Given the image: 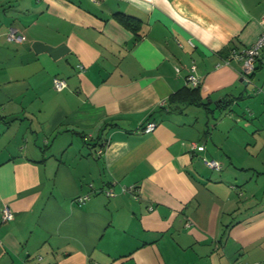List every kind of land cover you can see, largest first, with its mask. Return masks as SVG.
Here are the masks:
<instances>
[{"label":"crops","instance_id":"1","mask_svg":"<svg viewBox=\"0 0 264 264\" xmlns=\"http://www.w3.org/2000/svg\"><path fill=\"white\" fill-rule=\"evenodd\" d=\"M262 19L264 0H0V264H264V50L250 80L229 57ZM192 65L206 105L169 103Z\"/></svg>","mask_w":264,"mask_h":264},{"label":"built area","instance_id":"2","mask_svg":"<svg viewBox=\"0 0 264 264\" xmlns=\"http://www.w3.org/2000/svg\"><path fill=\"white\" fill-rule=\"evenodd\" d=\"M262 25H264V19L261 20ZM7 37L10 40L14 41H21L25 38L24 35L20 34L16 28L10 27L7 31ZM264 50V28H262L261 33L259 36L247 47L243 48L240 51L233 50L230 53L229 57L232 58H238L241 60V75L246 79L249 80V75L254 71L255 68V62L257 58L259 57L261 51ZM225 63H228V60L225 61ZM195 66H191L190 72L186 76V83L191 86H196L199 84V78L194 73ZM52 85L55 89L61 90L66 87L67 83L64 78L60 77H53L52 79ZM157 125V122L154 120L147 121L142 127V132H150L152 131ZM189 148L191 151L198 150L202 151L204 149V145L202 143H198L196 141H192L189 144ZM98 153H101V149L98 150ZM203 162L205 165H207L209 168L212 169H219L220 162L214 158H208V157H202ZM136 187L133 185L131 186H122L121 191H131L135 190ZM106 195L112 196L114 195V191L111 188H108L105 190ZM87 198V195H81L77 197L78 202H82ZM13 217V211L8 205H4L1 209V220L6 221ZM238 264H248L246 262H241Z\"/></svg>","mask_w":264,"mask_h":264},{"label":"trees","instance_id":"3","mask_svg":"<svg viewBox=\"0 0 264 264\" xmlns=\"http://www.w3.org/2000/svg\"><path fill=\"white\" fill-rule=\"evenodd\" d=\"M116 15H117L119 22H121L125 27L132 29L133 32H136L137 29L139 28V20L135 19L134 17L125 15L123 13H116ZM255 64H256V62H255ZM254 70H255V68H254ZM253 72L249 75V80H250ZM198 85L191 86L189 84H186L182 88H180L177 91H175L174 93H172L168 98V102L174 103V102L179 101V102H182L184 104L206 105V102H204L201 98ZM99 149H101V148H99ZM220 166H221V163H220ZM219 169H221V167ZM219 169H217V170H219Z\"/></svg>","mask_w":264,"mask_h":264}]
</instances>
